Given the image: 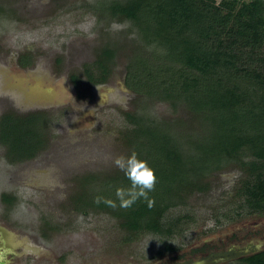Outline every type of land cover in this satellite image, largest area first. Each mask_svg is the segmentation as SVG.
<instances>
[{
	"label": "rangeland",
	"instance_id": "obj_1",
	"mask_svg": "<svg viewBox=\"0 0 264 264\" xmlns=\"http://www.w3.org/2000/svg\"><path fill=\"white\" fill-rule=\"evenodd\" d=\"M111 1L0 0V114L22 118L9 126L22 137L38 128L45 139L22 162H9L0 141V198L8 194L13 200L10 208L0 201V223L21 249L27 247L22 255L17 250L15 263L235 264L223 260L264 248V211L239 210L236 189L243 174L235 168L213 175L207 191L189 193L167 212L178 220L171 238L135 237L110 213L84 204L100 191L99 181L123 173L113 160L132 152L126 113L142 108L158 122L179 119L198 128L197 121L165 102H134L125 85L130 51L151 48L142 46L131 23L111 20L104 10ZM105 45L116 50L111 75L103 85H90L84 68ZM22 55L35 60V68H18ZM6 73L22 76L24 83H9ZM34 84L47 94L29 97ZM41 109L40 116L31 112ZM29 137L36 144V137Z\"/></svg>",
	"mask_w": 264,
	"mask_h": 264
},
{
	"label": "trees",
	"instance_id": "obj_2",
	"mask_svg": "<svg viewBox=\"0 0 264 264\" xmlns=\"http://www.w3.org/2000/svg\"><path fill=\"white\" fill-rule=\"evenodd\" d=\"M104 10L112 21L131 23L142 46L151 48L149 53L139 46L130 51L125 85L135 95L134 102H165L173 112L183 111L197 121L198 128L179 119L158 122L142 108L126 113L131 128L125 135L133 141L132 152L156 176L148 194L154 205L148 207L141 198L130 208L119 206L116 189L130 187L124 173L99 181L100 191L93 196L114 201L115 208L103 201L84 204L110 213L135 237L171 238L178 220L167 212L189 193L207 191L213 175L235 168L243 174L236 189L239 210L263 212L264 0H112ZM115 55L116 50L105 45L84 68L90 85L108 81ZM72 81L76 84L75 78ZM14 118L0 120V141L9 162L27 161L45 139L38 128L28 134L36 137V144L28 135H19L9 127ZM2 200L13 203L10 196ZM240 262L264 264V252Z\"/></svg>",
	"mask_w": 264,
	"mask_h": 264
},
{
	"label": "clouds",
	"instance_id": "obj_3",
	"mask_svg": "<svg viewBox=\"0 0 264 264\" xmlns=\"http://www.w3.org/2000/svg\"><path fill=\"white\" fill-rule=\"evenodd\" d=\"M113 163L130 181V187H120L115 191L119 206L130 208L138 199L143 198L148 202V207H152L154 200L150 199L148 194L155 188L156 176L147 162L138 159L136 152L133 151L128 156L119 155L115 157ZM102 201L113 208L116 207L114 201L104 200L99 196L94 198V202L97 204Z\"/></svg>",
	"mask_w": 264,
	"mask_h": 264
},
{
	"label": "flooded vegetation",
	"instance_id": "obj_4",
	"mask_svg": "<svg viewBox=\"0 0 264 264\" xmlns=\"http://www.w3.org/2000/svg\"><path fill=\"white\" fill-rule=\"evenodd\" d=\"M17 59H18V66H19L18 68L28 70V69L35 68V66H36V61L35 60L33 61L32 58H28L27 56L22 55L21 57H19ZM8 74L9 73H6L5 76H6V78L10 79L9 83L12 80L14 81L15 85H19L21 83H24L22 76L8 75ZM40 94L46 95L47 92L43 88H41L38 84H34V85H32V87L29 88V93H28L29 97H33V96L40 95ZM40 111H42V109L31 111V112H35V113L39 114V116H40V114H42V112H40ZM5 115L6 114H4V115L0 114V119H2ZM26 115H28V114H25V116ZM3 195H6L8 197V194H3ZM2 196L0 198V201L2 202V204L4 206H6L7 208H10V206L8 204H11V203L4 202L2 200ZM19 245H20V243L15 242L14 235L9 232L8 227L5 226L4 224L0 223V264H17V263H15V261L17 259V250H20L22 248V245H20V246ZM26 248L27 247H25L24 249H21V251H20L21 255L24 253ZM261 252H264V248L261 249L259 247H253L252 249H249L248 251H244L242 253L236 254L235 256H232L230 258H226L223 261H225V260H236L235 264H238V263L241 264L240 261L242 259L248 258L250 256L256 255V254L261 253ZM192 264H205V262H204V260H199V261H195Z\"/></svg>",
	"mask_w": 264,
	"mask_h": 264
}]
</instances>
